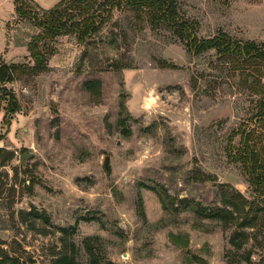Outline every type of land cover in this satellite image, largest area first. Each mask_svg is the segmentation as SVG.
I'll use <instances>...</instances> for the list:
<instances>
[{
    "label": "rangeland",
    "instance_id": "rangeland-1",
    "mask_svg": "<svg viewBox=\"0 0 264 264\" xmlns=\"http://www.w3.org/2000/svg\"><path fill=\"white\" fill-rule=\"evenodd\" d=\"M176 2L200 38L264 43V0ZM104 18L83 43L47 41L46 72L0 80V245L19 264H54L63 249L74 264L91 251L103 263L264 264L262 220L241 229L196 212L222 208L223 191L256 196L233 157L260 108L254 76L243 84L214 50L193 54L124 2ZM40 31L0 0V66L32 65Z\"/></svg>",
    "mask_w": 264,
    "mask_h": 264
},
{
    "label": "trees",
    "instance_id": "trees-1",
    "mask_svg": "<svg viewBox=\"0 0 264 264\" xmlns=\"http://www.w3.org/2000/svg\"><path fill=\"white\" fill-rule=\"evenodd\" d=\"M60 0L54 6L43 9L34 0H14L15 10L21 19L30 20L41 31L31 37L28 50L34 63L12 64L0 66V80H15L24 73L39 75L48 70L49 57L54 54V48L47 41L63 34L73 33L80 43L85 42L98 31L106 14L110 15L113 7L125 3L136 12L139 19H147L153 26L164 25L176 34L187 49L195 55H201L214 50L218 67L239 71L244 78L243 84L250 82V90L259 96L260 108L253 115V127L241 130V144L233 154L235 161L243 165L244 175L255 193L254 199H249L239 191H223L224 206L209 213L198 209L196 212L205 218H217L225 225L236 223L243 229L253 227L262 220L264 225V43L236 40L226 33H219L208 38L197 35L194 21L185 18L178 10L176 0ZM220 65V67H219ZM165 67H175L166 63ZM4 150L0 148V157ZM4 161V160H3ZM155 189V188H154ZM156 190V189H155ZM162 204L167 207L166 197L156 190ZM180 240V236H173ZM248 238L247 232L236 231L231 243L241 248ZM4 244V243H3ZM0 245V264H17L19 258ZM187 244V242H186ZM75 249L68 252L60 251L54 264H74ZM90 264H118L112 261L101 262L91 251ZM19 264V263H18Z\"/></svg>",
    "mask_w": 264,
    "mask_h": 264
},
{
    "label": "water",
    "instance_id": "water-1",
    "mask_svg": "<svg viewBox=\"0 0 264 264\" xmlns=\"http://www.w3.org/2000/svg\"><path fill=\"white\" fill-rule=\"evenodd\" d=\"M31 155H32V154H26V153L22 154L21 157H20V161H21L22 163H24L25 158H28V157H30Z\"/></svg>",
    "mask_w": 264,
    "mask_h": 264
}]
</instances>
